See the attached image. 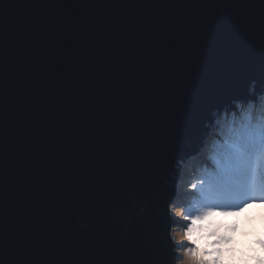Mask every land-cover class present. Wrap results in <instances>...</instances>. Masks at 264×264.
<instances>
[{
  "label": "water",
  "instance_id": "obj_1",
  "mask_svg": "<svg viewBox=\"0 0 264 264\" xmlns=\"http://www.w3.org/2000/svg\"><path fill=\"white\" fill-rule=\"evenodd\" d=\"M0 3L7 254L41 264L107 256L91 217L59 210L100 152L109 165L127 155L132 195L120 202L135 214L134 258L173 264L172 184L204 163L198 156L217 118L226 126L238 107L264 104V4Z\"/></svg>",
  "mask_w": 264,
  "mask_h": 264
},
{
  "label": "snow or ice",
  "instance_id": "obj_2",
  "mask_svg": "<svg viewBox=\"0 0 264 264\" xmlns=\"http://www.w3.org/2000/svg\"><path fill=\"white\" fill-rule=\"evenodd\" d=\"M248 7L264 4V0H243ZM7 5L0 3V13ZM3 50L4 31L0 26V264H41L39 261L23 259L13 260L6 252V228L4 219V137H3ZM256 87V81H252ZM260 92L264 93V85ZM216 112L211 111L206 127H212ZM221 140L213 145L211 160L213 169L206 170L200 179L202 184L194 190L193 197H199L205 203L221 206L239 207L255 198V189H264V115L253 117L251 109L242 112L240 117L233 113L232 120L225 126L220 120ZM131 146L126 151H131ZM90 171L82 175L74 196L62 197L60 213L62 217L87 215L92 219L88 227L94 242L107 244V256L101 252L84 260L56 261L53 264H151L150 261L134 258L132 228L134 215L121 204L124 194L132 195L128 180L129 165L127 155L122 154L111 164L98 152L89 161ZM167 216L171 220L168 213ZM138 216V215H137ZM123 220V229L117 226ZM172 221V220H171ZM81 227L82 221H77ZM87 253V250H85Z\"/></svg>",
  "mask_w": 264,
  "mask_h": 264
},
{
  "label": "clouds",
  "instance_id": "obj_3",
  "mask_svg": "<svg viewBox=\"0 0 264 264\" xmlns=\"http://www.w3.org/2000/svg\"><path fill=\"white\" fill-rule=\"evenodd\" d=\"M201 184L193 180L186 191ZM253 196L239 207L208 204L199 197L169 203L174 264H264V189H255Z\"/></svg>",
  "mask_w": 264,
  "mask_h": 264
},
{
  "label": "bare ground",
  "instance_id": "obj_4",
  "mask_svg": "<svg viewBox=\"0 0 264 264\" xmlns=\"http://www.w3.org/2000/svg\"><path fill=\"white\" fill-rule=\"evenodd\" d=\"M200 165L198 167H196L195 169L192 170L191 173H189L187 176H184V180H186L188 183L187 184H191L193 182V180H199L201 177V174L203 173L200 169H199ZM186 184V183H185ZM184 188V187H183ZM187 188L185 189H181L179 188V190L182 192L178 198L182 203H187L192 197H193V192L192 191H188L185 192ZM184 190V191H183ZM186 196V197H185Z\"/></svg>",
  "mask_w": 264,
  "mask_h": 264
},
{
  "label": "rangeland",
  "instance_id": "obj_5",
  "mask_svg": "<svg viewBox=\"0 0 264 264\" xmlns=\"http://www.w3.org/2000/svg\"><path fill=\"white\" fill-rule=\"evenodd\" d=\"M190 173V172H189ZM188 174H186V176H187ZM186 183V184H185ZM188 182L186 181V180H184V176L182 177V178H180L179 180H177L176 182H174L172 185H173V192H174V187H175V189H177V193H176V191H175V194H176V196H175V198L174 199H178L179 200V198H178V195L179 194H181L182 192L179 190V188H181V189H185V188H187V186L189 185V184H187ZM184 187V188H183ZM184 191V190H183ZM185 192H188V191H185ZM186 197V196H185ZM173 222V221H172ZM172 247L174 248V245H172ZM173 254H174V256H173V264H174V257H175V253H174V251H173Z\"/></svg>",
  "mask_w": 264,
  "mask_h": 264
},
{
  "label": "trees",
  "instance_id": "obj_6",
  "mask_svg": "<svg viewBox=\"0 0 264 264\" xmlns=\"http://www.w3.org/2000/svg\"><path fill=\"white\" fill-rule=\"evenodd\" d=\"M238 110H239V117L241 116V113L240 112H244V111H247V108L246 107H243V108H238ZM232 117H233V114H232ZM192 167H191V165L188 167V169H191ZM187 174H189V173H187Z\"/></svg>",
  "mask_w": 264,
  "mask_h": 264
}]
</instances>
